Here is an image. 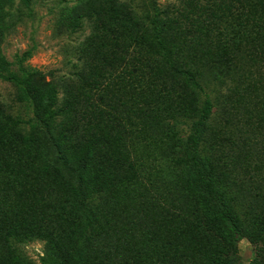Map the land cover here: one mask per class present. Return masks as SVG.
Wrapping results in <instances>:
<instances>
[{
    "label": "trees",
    "instance_id": "16d2710c",
    "mask_svg": "<svg viewBox=\"0 0 264 264\" xmlns=\"http://www.w3.org/2000/svg\"><path fill=\"white\" fill-rule=\"evenodd\" d=\"M37 1L19 0L16 8V0H0V80L14 87L13 103L17 106L0 99V165L20 146L44 147V159L33 165L32 174L24 176V189L9 183L0 187V206L10 190L18 198L23 197L24 190L33 197L32 205L22 208L13 203L9 210L19 208L18 212L29 216L8 234L18 258L35 264L17 244L39 233L47 238L74 237L73 244L64 246L65 256L43 259V264H86L103 220L102 204L121 178L138 177V165L120 148L129 128L114 105L109 110L98 104L95 93L114 71L130 63L132 49L147 41L160 67L198 96L191 115L182 107H162L166 113L163 117L172 125L184 151L173 164L193 193L198 228L201 232L211 229L220 242L217 254L197 255L192 264H230V255L239 260V236L247 237L254 246L252 264L263 260L264 144L260 155L231 138L225 145L228 132L215 124L214 113L220 107L225 82L220 81L211 44L217 22L237 0H181L179 7H165L161 0H85V4L94 3L84 13L88 15L76 13L63 24L65 31L73 34L82 31L83 18H87L91 34L79 51L85 67L77 69L73 77L57 80H48L49 74L31 64L35 47L16 54L14 60L1 47L26 20V12L34 15ZM127 26L138 33L130 43L120 33ZM177 41L183 42L184 48H177L176 53L172 42ZM215 92L218 95L214 99ZM154 104L157 109L149 114L159 118L162 105L158 101ZM187 121L192 131L185 138L181 125ZM31 179L42 186H35ZM29 221L33 223L25 224Z\"/></svg>",
    "mask_w": 264,
    "mask_h": 264
},
{
    "label": "rangeland",
    "instance_id": "374dc122",
    "mask_svg": "<svg viewBox=\"0 0 264 264\" xmlns=\"http://www.w3.org/2000/svg\"><path fill=\"white\" fill-rule=\"evenodd\" d=\"M84 2L38 0L34 15L28 16L26 12V20L1 46L7 57L14 60L16 54L35 47L30 62L49 74L48 80L73 77L77 69L85 67L79 51L91 29L87 18H83L85 27L77 33L66 32L63 24L76 13L88 15L84 13L94 3ZM15 3L17 8L19 0ZM161 3L165 7H179L181 0H161ZM120 33L127 43L138 35L130 26ZM214 36L211 46L218 59L216 69L220 81L227 82L221 86L223 96L220 95V107L214 113L215 124H219L216 128L228 132L223 140L225 145L231 138L260 155L264 144V0L235 1L233 9L217 22ZM172 43L176 53L177 48H184L181 41ZM150 49L147 41L135 46L130 63L114 71L113 77L95 93L98 104L109 110L114 105L122 123L129 128L120 148L138 165L139 174L136 178H121L117 189L102 204L103 220L94 236L95 249L86 264H192L197 255L218 253V235L211 229L201 232L198 228V216L191 202L193 193L173 164L184 151L173 135L172 125L163 117L166 114L163 106L182 107L191 115L198 96L187 84L170 77ZM14 97V87L0 80V99L15 106ZM157 101L162 105L159 118L149 114L157 109L154 104ZM183 124L182 134L187 138L192 131L191 122ZM43 150L40 145L35 149L20 146L8 153L0 165V187L9 183L24 189V176L32 174L33 165L44 159ZM31 183L42 186L32 179ZM3 196L7 197H3L5 203L0 206V264H27L14 253L11 234L8 236L27 214L18 212L19 208L9 210L13 203L22 208L32 205L33 197L27 190L21 198L12 195L11 190ZM237 240L239 260L234 261L230 255L227 262L252 264L256 256L254 246L247 237L239 236ZM73 242L74 237L47 238L37 233L30 241L17 245L29 261L43 264V259L65 256V244ZM263 263L264 259L257 262Z\"/></svg>",
    "mask_w": 264,
    "mask_h": 264
}]
</instances>
